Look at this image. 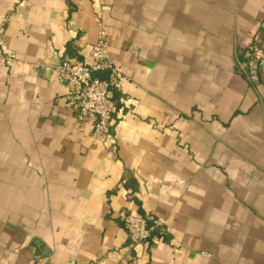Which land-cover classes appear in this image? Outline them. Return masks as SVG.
<instances>
[{"label": "crops", "instance_id": "0c3cea01", "mask_svg": "<svg viewBox=\"0 0 264 264\" xmlns=\"http://www.w3.org/2000/svg\"><path fill=\"white\" fill-rule=\"evenodd\" d=\"M102 20L115 149L42 68L89 64ZM259 31L264 0H0V264H264V71L237 69ZM123 210L166 233L131 248Z\"/></svg>", "mask_w": 264, "mask_h": 264}, {"label": "built area", "instance_id": "2783aa9c", "mask_svg": "<svg viewBox=\"0 0 264 264\" xmlns=\"http://www.w3.org/2000/svg\"><path fill=\"white\" fill-rule=\"evenodd\" d=\"M97 29L98 41L93 46L89 64L78 59H65L53 67L42 68L57 73L59 82L66 90V105L74 113L77 123L87 125L96 139L101 140L108 148L115 149L117 141L113 125L118 105L113 93L123 91L127 77L112 59L108 30L103 20L97 23ZM16 60L13 53L4 51V61L8 66L13 65ZM237 69L248 79L263 73L264 33L262 31L255 34ZM129 102L124 100V105ZM119 219L127 231L131 248L155 242L167 231L165 220L138 215L132 210L121 211Z\"/></svg>", "mask_w": 264, "mask_h": 264}]
</instances>
